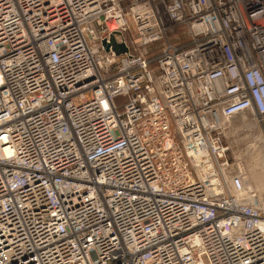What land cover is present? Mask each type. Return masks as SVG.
Masks as SVG:
<instances>
[{
  "label": "built area",
  "instance_id": "built-area-1",
  "mask_svg": "<svg viewBox=\"0 0 264 264\" xmlns=\"http://www.w3.org/2000/svg\"><path fill=\"white\" fill-rule=\"evenodd\" d=\"M249 111L264 0H0V264H264Z\"/></svg>",
  "mask_w": 264,
  "mask_h": 264
},
{
  "label": "rangeland",
  "instance_id": "rangeland-1",
  "mask_svg": "<svg viewBox=\"0 0 264 264\" xmlns=\"http://www.w3.org/2000/svg\"><path fill=\"white\" fill-rule=\"evenodd\" d=\"M187 39V31L183 26L172 25L165 33V36L162 38V40L154 45V48L160 49L161 46L168 41L180 43L181 41H186ZM244 115H247L248 117L251 116L250 122H253L251 119L253 118L256 126L251 128L245 126L243 122ZM259 133H262L264 137V119L258 117L252 111L237 115L227 122L225 139L230 147L229 157L232 158V160L236 163L237 168L242 171L245 178H248L249 169L253 164H256V162L260 163L262 160L264 161V150L256 141L257 135ZM256 171L259 172V176L261 178L258 183L255 184L254 182L253 184L252 182V186H249L248 184L245 185L251 187V189L254 191L257 197L256 205H258L264 212V207L260 204L259 200L260 198L264 203V177L262 178V174L264 176V168L262 169L261 164L257 167Z\"/></svg>",
  "mask_w": 264,
  "mask_h": 264
},
{
  "label": "bare ground",
  "instance_id": "bare-ground-1",
  "mask_svg": "<svg viewBox=\"0 0 264 264\" xmlns=\"http://www.w3.org/2000/svg\"><path fill=\"white\" fill-rule=\"evenodd\" d=\"M250 117H248L247 115H244L243 116L244 125L247 126V127H249V128H251L253 126H256V123H255V121H254L253 118H251L253 120V122H250ZM256 141H257V143H259L261 145V148L264 150V137H263V134L262 133H259L257 135ZM260 164H261V167L263 169L264 168V161L263 160L260 163L259 162H256V164H253L252 167H250V169H249V174L250 175L248 174V178L247 177L245 178V184L246 185L248 184L249 186H252V182H253V184H254V182H255V184H257L258 181L261 179L260 176H259V172L256 171L257 167L260 166ZM260 174H261V172H260ZM263 177L264 176L262 174V178ZM259 200H260V204L263 205V207H264V203L262 202V200L260 198H259Z\"/></svg>",
  "mask_w": 264,
  "mask_h": 264
},
{
  "label": "water",
  "instance_id": "water-1",
  "mask_svg": "<svg viewBox=\"0 0 264 264\" xmlns=\"http://www.w3.org/2000/svg\"><path fill=\"white\" fill-rule=\"evenodd\" d=\"M113 42H114V40H113ZM116 48H118V47H120L122 50H124L125 49V47L124 46H115Z\"/></svg>",
  "mask_w": 264,
  "mask_h": 264
}]
</instances>
